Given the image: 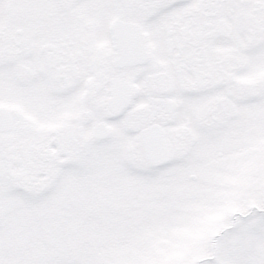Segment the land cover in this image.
<instances>
[{
  "label": "snow or ice",
  "instance_id": "snow-or-ice-1",
  "mask_svg": "<svg viewBox=\"0 0 264 264\" xmlns=\"http://www.w3.org/2000/svg\"><path fill=\"white\" fill-rule=\"evenodd\" d=\"M0 264H264V0H0Z\"/></svg>",
  "mask_w": 264,
  "mask_h": 264
}]
</instances>
